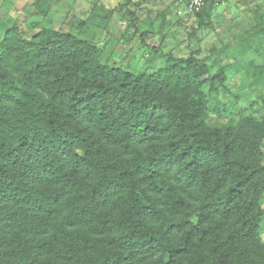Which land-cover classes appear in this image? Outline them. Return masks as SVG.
Here are the masks:
<instances>
[{"label": "trees", "instance_id": "1", "mask_svg": "<svg viewBox=\"0 0 264 264\" xmlns=\"http://www.w3.org/2000/svg\"><path fill=\"white\" fill-rule=\"evenodd\" d=\"M129 1L115 10L134 32ZM260 1L244 0L237 32L205 56L153 47L163 63L151 72L108 64L70 29L0 14V264H264ZM227 69L249 79V105ZM223 94L239 106L226 117Z\"/></svg>", "mask_w": 264, "mask_h": 264}, {"label": "rangeland", "instance_id": "2", "mask_svg": "<svg viewBox=\"0 0 264 264\" xmlns=\"http://www.w3.org/2000/svg\"><path fill=\"white\" fill-rule=\"evenodd\" d=\"M125 1L56 0L46 16H38L29 15L30 12L26 10L31 0H0V7L6 10L0 8V14L5 16L6 21L18 20L26 28V24L37 22L70 29L78 36L94 41L101 49L102 59L108 64L133 72H151L163 63L159 56L152 59L153 47L171 51L178 56L186 55L191 49H199L200 55L205 56L217 40L226 41L230 38L227 28L232 33L237 32L234 22L242 20L246 6L244 0H211L213 4L209 15L205 14L202 19H198L195 14L187 12L179 0H130L128 7L135 10L140 18L138 30L132 32L133 29L126 30L132 15L115 10ZM260 2L264 4V0ZM249 4L250 8L253 7L251 2ZM113 7L108 18L101 17V14ZM142 7L147 10L142 11ZM93 13L97 15L90 19ZM148 21H151V26L147 27ZM201 21L204 24L211 21L214 30L198 26ZM259 43L262 45L261 55L264 58V40L259 39ZM253 58L260 59L255 52L242 57L245 63ZM228 72L230 71L227 69ZM248 84L249 79L243 72L228 74L227 87L230 90L243 89L242 108L256 98L255 91ZM218 105L225 117L239 110V106L224 94L218 98ZM223 116L220 121L224 120ZM260 227L261 238L264 240V214Z\"/></svg>", "mask_w": 264, "mask_h": 264}, {"label": "built area", "instance_id": "3", "mask_svg": "<svg viewBox=\"0 0 264 264\" xmlns=\"http://www.w3.org/2000/svg\"><path fill=\"white\" fill-rule=\"evenodd\" d=\"M184 4V8L189 13H195L204 4V0H181Z\"/></svg>", "mask_w": 264, "mask_h": 264}]
</instances>
